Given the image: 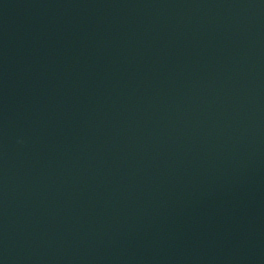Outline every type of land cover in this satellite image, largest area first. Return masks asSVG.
<instances>
[{
	"label": "water",
	"instance_id": "95a60500",
	"mask_svg": "<svg viewBox=\"0 0 264 264\" xmlns=\"http://www.w3.org/2000/svg\"><path fill=\"white\" fill-rule=\"evenodd\" d=\"M236 264H264V81L249 165Z\"/></svg>",
	"mask_w": 264,
	"mask_h": 264
}]
</instances>
